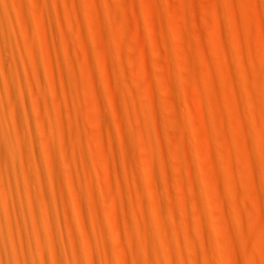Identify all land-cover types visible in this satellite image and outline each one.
Segmentation results:
<instances>
[{
  "label": "rangeland",
  "instance_id": "rangeland-1",
  "mask_svg": "<svg viewBox=\"0 0 264 264\" xmlns=\"http://www.w3.org/2000/svg\"><path fill=\"white\" fill-rule=\"evenodd\" d=\"M79 2L78 8L75 9L76 6L73 5L71 8L67 0H47L50 23L46 24V32L45 35L42 33V37L39 31V15L34 13L31 0H23L24 14L29 20L28 34L38 46L45 83L43 86H28L29 72L26 71L25 65H22L21 81L25 86L21 88L24 102L34 115L38 107L35 104V96L38 90L42 92L40 106L43 111L50 112L51 123L58 132L61 127L56 118L59 120L61 117L62 120L64 117L62 122L66 119L72 121V117L75 116L82 119L83 127L76 128V132H73L74 128L71 129L69 125L70 128H66L69 120H67L69 123L64 121L66 123L64 129L68 131L67 133L64 131L66 141L64 143L67 146L65 150L67 148V154L70 153L69 158L71 155L74 156L69 164L77 168L75 175L71 177L76 185L71 184L70 177H67L66 182L68 185L83 189L84 193L90 192L92 185L98 189L100 207L105 211V217L108 214L110 218L109 222L106 217L108 222H105L104 228L110 254L108 261L111 264H118L116 255L122 254L126 249L127 232L124 221L128 215L127 211L133 208L135 196L131 180L136 174L145 181L149 179L146 164L149 163L151 154L147 145L151 143L156 147L154 155L157 169H163L159 148L169 155L166 171L171 178L172 195L169 194L168 188L163 186V200L168 205L177 206L183 213V219L171 222L168 228L177 231L178 243L182 247L193 243L197 248L193 253L177 252L174 255L175 259L183 261L185 257L186 260L187 257H197L201 264H208V258L203 250L205 247L208 249L209 242L207 236L203 237L197 227L202 216L203 203L208 208L207 215L211 216L217 225L220 246L225 254L231 255V258L232 255L240 257L242 251L238 247L235 248L236 242L233 244L234 233L250 232L261 243V248L252 245L249 250L253 255H257L259 261L263 260L260 263L264 264L262 259L264 245L261 241L264 239V229L261 228L263 227L261 220L258 217H255L256 220L253 219L256 222L252 223H257L256 226L252 223L251 225L239 223L237 219L238 211L241 210L247 217L255 216L259 204L251 195L254 193L253 181L257 180L264 186L263 175L256 179L245 168L248 161L254 165L257 153L243 139L246 128L251 131L253 142L262 143L264 139L259 135V131L264 127V0H79ZM66 5L72 12L78 11L82 35L77 26L66 27ZM93 6H97L100 11ZM111 6L116 8L117 12L111 9ZM108 7L113 10V14L117 13L118 18L116 15L113 16L116 20L123 21L124 23H119L126 28L125 34L117 38V44L120 42L123 50L119 57L117 53L112 52L114 50L112 44L109 49L108 42L104 39L102 41L103 37L100 39L102 35L99 23H95L94 19L100 20L98 17L101 16L97 13L95 17L96 10L107 17L104 13H107ZM90 8L96 9L95 12L88 10ZM34 15L36 18L33 19ZM91 26H96L95 30ZM18 30L19 39H22L24 32L21 26H18ZM97 53L104 54L109 61L124 63H117L121 67L126 64L124 67H127L126 78L131 85L132 112L134 109L137 119L145 118L144 122L135 121L136 130L141 132L140 134H145H142L144 139L146 137L145 141H142L145 144L139 149L140 153L137 152L140 164L137 170H131L127 165L119 135V117H126L130 112L122 98L113 97L101 83L102 77L112 81L114 71L107 63L99 61ZM87 56L89 58L86 60L92 63L99 73L97 77L101 81L98 83V79L88 69H83L82 61ZM69 58L75 61L74 66L80 78L96 85L92 86V92L85 89L84 95H80L81 98L74 86H70V78L65 72ZM121 67L118 66L120 72ZM101 72L103 75L100 78ZM78 101L82 106L81 110L75 107ZM96 101L109 121L108 126L101 124L97 118ZM251 102L256 104V113L250 108ZM6 106L11 107L9 103H6ZM17 106L22 109L23 104L19 102ZM173 121L179 124L181 122V125L185 126L182 127L178 123L176 125L179 126H175ZM179 127L182 130L178 129ZM184 128L185 132L189 131L186 132L188 135L185 134ZM182 131L184 133H181ZM72 132L73 135L77 132L81 134L85 138L84 142L80 145L74 144ZM37 136L40 138L42 134L38 132ZM96 137L98 141L93 140ZM168 139H171L170 142ZM43 153L41 148L40 156H43ZM62 167L66 174L68 166L63 164ZM256 167L264 170L259 164H256ZM23 171L19 166L18 180L21 191L26 195L29 188L24 182ZM44 171L48 182L45 189V194L49 198L47 205L54 216L58 217L59 214L53 207V191L45 164ZM229 172L232 177L229 176ZM85 173L93 174H90L93 182L87 179V183L84 180ZM31 177L34 183L30 189L34 195H40L42 190L39 179L35 173H32ZM234 188L238 192L241 191L239 194L242 196H234ZM145 197L148 203H152L148 193H145ZM37 204L39 208L44 205L42 201H38ZM22 209L25 212V219L30 221L28 200ZM85 216L90 242L95 249L94 259L96 264H104L100 253L101 242L96 236V228L88 207L85 208ZM59 218L62 227L57 226V230L63 234L65 241L69 242L70 218L65 213ZM38 222L42 226L41 219ZM111 225L118 228L123 239L121 246L114 243ZM202 225L204 230L208 228L203 222ZM77 233L81 237V233ZM24 237L28 244L33 243L31 232H26ZM233 258L240 260L235 256ZM239 260L237 261L240 262Z\"/></svg>",
  "mask_w": 264,
  "mask_h": 264
},
{
  "label": "bare ground",
  "instance_id": "bare-ground-1",
  "mask_svg": "<svg viewBox=\"0 0 264 264\" xmlns=\"http://www.w3.org/2000/svg\"><path fill=\"white\" fill-rule=\"evenodd\" d=\"M31 2L34 13L39 15V31L41 35L42 33L45 35L47 28L45 26L50 23V11L47 0H31ZM67 3L71 8L74 5L76 6L74 8L77 9L80 2L79 0H67ZM65 7L67 8L66 27L71 28L73 26H77L80 34L82 35L80 31L81 26L79 22V13H77L78 11L73 10L74 12H72L70 7L68 8L67 5ZM90 7L92 8V6ZM93 7L97 8V6ZM91 8L88 10H91ZM24 9L25 5L23 0H0V264H96V259H94L93 256L95 249L93 244L90 242V234H88V227L86 225L85 208L87 207L89 209L93 225L96 228V236L101 242L100 253L104 259L103 263L111 264L108 261V257L110 256L109 247L104 234L105 222L107 221L106 217L108 218L109 216L107 214L105 217L106 213L100 207L98 189L92 185L91 190H89L90 192L86 191L87 193H84L85 191L83 189L78 188V186L75 187L74 185H71L72 183L75 184L71 177L75 175L77 168L72 167L69 164L70 160L72 157L74 158V156L71 155V158H69L70 153L67 154V148L65 150V147L67 146H65L66 143H64L66 142L64 139V127L66 125L64 126V124H66L68 122L67 120H69L70 123L68 122L69 124H67L66 128L68 129V127L71 126V129H75H73V132H76V128L80 129L83 127L82 119L75 116L72 117V121L70 119H66L64 121L67 122L64 123V121L62 122L64 117L61 115L63 117L62 120L61 117L59 120L56 118L61 127L60 132H58L55 129V126L51 123L50 112H48V110L43 111L44 109L42 110L40 106V100L42 98V92L40 90H38L35 96V104L38 106L37 113L35 115L30 111L28 104L24 102V94L21 88V86H25L21 81L22 65H25L26 71L29 72L30 84L28 86H43L45 83L41 71L42 67L38 55V46L28 34L27 21L29 20L24 14ZM111 9L117 12L116 8H112V6ZM95 10L93 8L91 11L95 12ZM97 10L100 11L98 8ZM97 10L95 14L96 16H94L97 17L98 13V16L101 15L98 17L100 20H96V18L94 19L96 21L95 23H99L98 25L102 35H100V39L103 37L102 41L104 39L108 42L109 46L106 43L107 48H109L110 44H112L114 46V50L112 51L111 49V51L113 53H117L116 55L119 57V54H121V51L123 50L121 49V45H119L120 42L117 44V38L125 34L126 28L124 29V27L120 24L123 21L120 22L116 20L115 17L118 18L117 13L113 14V10L111 11L109 7L107 9V13H104L107 17L102 16L103 13L101 14V12H97ZM113 15L116 16L114 17ZM34 18H36L35 15L33 19ZM89 18L92 19L91 17ZM91 21L93 22V20ZM18 26H21L22 32H24V37L22 39H19L20 32L18 30ZM91 27L95 30L96 26ZM78 38L81 39L79 35ZM123 38L122 41H124ZM44 42L46 43V41ZM81 43L82 45L84 44L82 39ZM103 47L105 48L104 45ZM109 49L108 51H110ZM97 56H99V61H101V63H107L110 69L114 71V76L111 79L112 81L104 77L101 78L103 75L101 72V83L105 86L108 93L111 95L113 94V97L119 96L120 99L122 98V101H124L125 106H127L130 112V115L126 117H119V135L123 145L122 154L127 165L131 170H137L140 165L138 162L139 159L137 160V158H139V154H137V152L140 153L139 149L145 144L143 142L146 137L144 139L142 134H145H140L141 132L136 130L135 121L139 120L140 122H144L145 118L137 119L134 109L132 112L130 105L131 85L126 78L127 67H124L126 64L121 67L117 63H124H121L120 61H117V63L109 61L104 54L97 53ZM86 58H89V56L85 57L83 61L81 60L83 62V69H88V71H90L92 75L98 79L97 83L98 81L100 82L101 80L97 77V75L99 76V73H97V70H95L92 63L88 62ZM74 64L75 61L69 58L68 66L66 67L65 72L70 78V86H74L77 95L80 97V95H84L85 89H89L91 91L96 85L89 80L86 82L82 80L76 72ZM118 66L121 67V72L119 71ZM102 84L98 85L100 86ZM52 88L54 89V86H52ZM19 102L23 104L22 109L17 106ZM6 103H9L11 107H7ZM75 107L76 109L81 110L82 106L80 101L76 103ZM250 108L253 113L257 112L256 104L253 102L250 103ZM96 114L99 122L108 126L109 121L99 104L96 108ZM182 119L183 118H181V120ZM174 120L177 119L174 118ZM173 122L175 123V126L181 125V122L180 124L178 123L179 119L178 122ZM163 123H165V121ZM176 123L179 125H176ZM147 124L149 125V123ZM182 125L185 126V124ZM178 129H181V127ZM38 132L42 134V137L38 138ZM65 132L67 133L68 131L66 130ZM184 132L182 131L181 133ZM188 134L189 133L186 135ZM259 135L264 138V127L259 131ZM72 137L71 138L76 145L82 144L85 139L78 132ZM243 139L248 145L252 146L257 153V157L254 159V165H252L251 161L246 159L248 161L245 166L246 170L256 179L260 175L264 176V170H260L256 167V164L264 167V139L261 141L262 143L253 142L251 139V131L247 128L244 131ZM93 140L98 141L97 137ZM168 140L170 142L171 139ZM101 141L102 139L100 142ZM113 147L115 148V145ZM147 147L149 148V152L151 154L150 161L146 164L149 179L145 181V179L141 178L137 174L132 177L131 181L134 185L132 192L135 195L133 199V208L127 211L128 215L124 221L127 232L125 241L127 245L122 254L118 253L119 255H116L117 263L201 264L197 257H187V260L185 257L183 261H177L174 257L177 252L193 253L197 248L193 243L182 247L178 243L179 234L177 231L170 230L168 228V225L171 222L174 223L181 218L183 219V213L181 210L177 208V206L166 204L162 196L163 186H166L169 190V194L172 195L170 192L171 178L166 171L169 155L167 156L166 152L159 148L163 168L162 170H159L157 169L155 163L154 154L156 152V147L151 143H149ZM41 148L44 152L43 156H40ZM169 154L172 156L170 152ZM81 156L83 159V152L81 153ZM175 156L176 155H174V157ZM175 162L177 163L178 161ZM44 164L48 169L49 184L53 191V207L59 214L58 217L54 216L47 205L49 204V198L45 194V189L48 182L45 179ZM63 164L68 166L66 174L62 169ZM19 166H21L24 170L23 179L29 188L26 195H24L21 191L18 180L19 176L17 170ZM32 173H35L39 179L42 190L41 194L37 196L34 195L30 189L34 183L31 177ZM90 174L93 175L92 173ZM90 174L85 173V181L88 179L93 182ZM229 176L232 177L230 172ZM67 177H70L69 179L72 180L71 184L69 183L70 185L66 182ZM13 178H15L16 181H14ZM253 191L254 193H251V195L259 204V208L255 216L247 217L244 211L241 210L238 211L237 219L239 223H250L251 225V223L256 220L255 217H258L261 220V222H258L262 223L263 227H261V225L259 226L264 229V186L261 182L255 180L253 181ZM239 192L235 188L233 189L234 196H242ZM145 193H148L151 196L152 203H148ZM26 200H28L29 203L28 214L31 218L30 221L25 219V212L22 209ZM38 201H42L44 204L40 208L37 204ZM199 203L201 204L200 200ZM206 212H208V208H206V206L202 203V216H200L199 225L197 227L203 237L204 235L207 236L206 238L209 242V245L207 246L208 249L205 245H203L205 249L204 247H201L202 250L204 249L203 252L208 258V264H262L260 262L263 260L259 261L257 255H253V253L249 250L250 246L257 245L256 247H260L261 243L256 239V236L250 232L247 233L246 231L235 232V235L233 236V244L236 242V246H234L235 248H240L243 253V255L241 253L242 257L241 255V258L236 257V255H232V258L231 255L227 256L223 251L224 249L222 250L220 246L217 225L215 224L213 218L208 216ZM62 213H65L70 218L69 242H66L63 234H60L57 230V226H60V228L62 227V222L59 218ZM39 219L42 221V226L39 225ZM109 219L110 218H108V221ZM202 222L207 225L208 228L206 230H204ZM111 223L113 225V222ZM112 225L114 243L117 246H121L123 239L120 236L118 228ZM254 225L253 227H255ZM26 232L32 233V244L27 243L26 238L24 237ZM77 232L81 233V237ZM261 241H263L262 244L264 245V239ZM208 242L206 243L208 244ZM262 249H264V246ZM233 256H235V258H240V260L237 259L240 262L234 259Z\"/></svg>",
  "mask_w": 264,
  "mask_h": 264
}]
</instances>
